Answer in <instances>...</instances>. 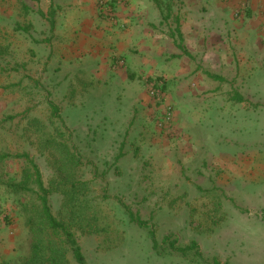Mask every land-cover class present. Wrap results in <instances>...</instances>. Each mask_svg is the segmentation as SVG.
<instances>
[{
  "label": "rangeland",
  "instance_id": "374dc122",
  "mask_svg": "<svg viewBox=\"0 0 264 264\" xmlns=\"http://www.w3.org/2000/svg\"><path fill=\"white\" fill-rule=\"evenodd\" d=\"M58 3L0 0V148L28 152L50 186L57 175L38 129L64 133L98 215L80 221L84 230L71 224L86 264H264V94L235 101L226 70L227 82L210 79L197 95L179 99L168 78L141 77L132 88L145 100H116L113 86L81 75L84 64H64L72 44L63 47L66 15H52ZM216 69L208 64L210 73ZM193 82L188 88L197 92ZM22 165L11 159V174ZM62 201L50 195L58 219ZM16 210L0 188V264L30 253L28 223ZM128 210L148 226L131 221ZM166 235L180 246L197 242L200 255L171 251Z\"/></svg>",
  "mask_w": 264,
  "mask_h": 264
},
{
  "label": "crops",
  "instance_id": "0c3cea01",
  "mask_svg": "<svg viewBox=\"0 0 264 264\" xmlns=\"http://www.w3.org/2000/svg\"><path fill=\"white\" fill-rule=\"evenodd\" d=\"M228 4L222 0H59L52 15H66L63 47L72 44V50H64V64H84L81 75L113 86L116 100L123 94L145 100L144 92H135L132 85L147 77L168 78L174 96L182 99L200 94L203 83L211 85L210 79L227 82L225 71L231 70L233 99L243 104L264 94V0ZM230 37L232 47L225 42ZM208 64L217 68V74L208 71ZM191 80L197 92L188 88Z\"/></svg>",
  "mask_w": 264,
  "mask_h": 264
},
{
  "label": "trees",
  "instance_id": "16d2710c",
  "mask_svg": "<svg viewBox=\"0 0 264 264\" xmlns=\"http://www.w3.org/2000/svg\"><path fill=\"white\" fill-rule=\"evenodd\" d=\"M54 29V25H53ZM53 114H58V108L52 104ZM40 133L42 139L41 151L47 153V160L57 175L50 186H46L40 167L28 152L13 155L5 148H0V188L6 200L12 199L17 205V216L28 223L30 232V253L13 262L3 264H70V254L78 264H86L85 256L75 234L71 231V224H76L82 230L85 226L80 221H97L95 205L88 198L87 186L79 180V168L82 166L80 157L73 147L61 142L64 133L55 129L53 132ZM20 159L23 163L18 175L11 174L9 164L11 159ZM20 175V176H19ZM19 178H18V177ZM58 192L63 196L62 219H58L51 207L50 195ZM130 220L141 227H147V221L137 217L128 210ZM91 218H90V215ZM79 223V224H78ZM155 249L158 244L155 233L150 230ZM168 248L185 257L191 253L200 255L197 242L180 246L172 235H166ZM214 264H224L217 259Z\"/></svg>",
  "mask_w": 264,
  "mask_h": 264
},
{
  "label": "built area",
  "instance_id": "2783aa9c",
  "mask_svg": "<svg viewBox=\"0 0 264 264\" xmlns=\"http://www.w3.org/2000/svg\"><path fill=\"white\" fill-rule=\"evenodd\" d=\"M152 94H154V95H159V94H160V90H154V91L152 92Z\"/></svg>",
  "mask_w": 264,
  "mask_h": 264
}]
</instances>
